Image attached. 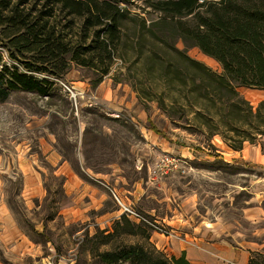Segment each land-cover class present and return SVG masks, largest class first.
Returning a JSON list of instances; mask_svg holds the SVG:
<instances>
[{
  "label": "rangeland",
  "instance_id": "rangeland-1",
  "mask_svg": "<svg viewBox=\"0 0 264 264\" xmlns=\"http://www.w3.org/2000/svg\"><path fill=\"white\" fill-rule=\"evenodd\" d=\"M8 1L34 17L45 9L44 0ZM121 6L146 19L157 17L141 0ZM56 22L64 24V15L58 14ZM73 32L76 40L77 26ZM125 32L120 56L103 79L126 85L137 98L136 108L111 112L104 104H84L100 75L76 64L56 80L49 97L18 91L0 98V264H103L102 252L124 243L143 244L140 236L111 237L120 219L113 192L144 216L163 223L173 236L175 229L163 217L175 214L192 224L205 221L212 224L209 228H225L221 236L251 257L264 254V137L254 145L257 158L247 144V164L219 136L208 138L196 131L201 121L189 109L183 114L177 105V113L168 117L155 99H160L164 86L156 85L155 74L133 49L131 27ZM7 42L4 38L0 50L10 63ZM174 46L222 72L198 48H185L180 40ZM73 80L89 85L78 103L61 85L70 87ZM238 91L254 109L264 102L263 91ZM149 119L164 137L149 130ZM188 151L193 157H186ZM166 154L186 158V173L152 180L150 169Z\"/></svg>",
  "mask_w": 264,
  "mask_h": 264
},
{
  "label": "trees",
  "instance_id": "trees-1",
  "mask_svg": "<svg viewBox=\"0 0 264 264\" xmlns=\"http://www.w3.org/2000/svg\"><path fill=\"white\" fill-rule=\"evenodd\" d=\"M130 1L44 0L45 9L34 17L20 4L0 0V47L7 39L4 48L12 60L6 62L0 50V98L18 91L49 97L72 64L99 73L93 83L97 86L111 73L130 26L133 49L155 74L156 85L164 86L160 99H155L168 117L177 113L178 105L183 114L189 109L201 121L196 131L206 137L219 136L234 151L247 142L256 145L264 137V102L254 109L238 89L264 92V0H141L157 14L153 19L121 6ZM58 14L64 15V24L56 22ZM178 40L215 60L222 72L191 58L186 49H177ZM149 124L164 137L150 119ZM149 232L147 226L121 215L111 237L140 236L145 242L102 252V263L190 264L185 255L170 258L157 250ZM249 264H264V254L251 257Z\"/></svg>",
  "mask_w": 264,
  "mask_h": 264
},
{
  "label": "crops",
  "instance_id": "crops-1",
  "mask_svg": "<svg viewBox=\"0 0 264 264\" xmlns=\"http://www.w3.org/2000/svg\"><path fill=\"white\" fill-rule=\"evenodd\" d=\"M70 84V87L78 93V98L87 96L86 91L89 85L86 86V83L77 80L71 81ZM78 84H83L84 87L77 88ZM121 87L123 89L119 92ZM90 100H93L97 105H107L111 112L122 107L126 110H132L137 107L138 102L135 95L126 85H115L110 77L103 79L95 88L91 89V94L87 97L84 104L89 103ZM247 144L250 146V151L254 153V157L257 158L258 148L248 142L244 144L241 151H233L235 154L240 155L243 163L248 164L245 156ZM167 148L172 150L170 145ZM188 155L186 157H193L189 151ZM61 168L62 166H59L58 170L60 171ZM40 184L41 182L37 180L36 187H39ZM163 221H166L167 225L175 229L173 230L175 236L166 238L158 233H153L151 234V241L158 249L165 252L167 256L180 257L185 255L190 264H249L251 258L249 251L230 245L221 236V234L225 233V228H209L212 224L205 225V221H197L192 224L188 219H178L175 214L172 217H163Z\"/></svg>",
  "mask_w": 264,
  "mask_h": 264
},
{
  "label": "built area",
  "instance_id": "built-area-1",
  "mask_svg": "<svg viewBox=\"0 0 264 264\" xmlns=\"http://www.w3.org/2000/svg\"><path fill=\"white\" fill-rule=\"evenodd\" d=\"M62 88L68 93L70 99L75 103H78V93L71 87L61 83ZM90 106L96 105L93 100L88 103ZM188 162L186 158L182 156H174L172 154H166L158 159V162L150 169V177L152 180H159L164 177L172 175L174 172L184 174L187 171ZM114 199L120 207V216L125 215L129 220L136 224H142L149 228L152 233H158L166 238H172L173 233L163 223L150 219L138 212L131 202L125 200L119 194L113 192Z\"/></svg>",
  "mask_w": 264,
  "mask_h": 264
}]
</instances>
